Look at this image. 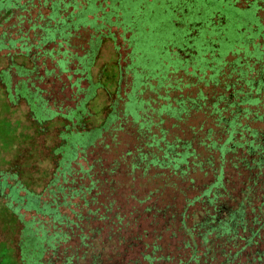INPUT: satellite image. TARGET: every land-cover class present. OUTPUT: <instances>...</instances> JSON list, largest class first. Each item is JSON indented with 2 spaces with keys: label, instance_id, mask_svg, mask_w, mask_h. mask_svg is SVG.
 I'll return each mask as SVG.
<instances>
[{
  "label": "trees",
  "instance_id": "trees-1",
  "mask_svg": "<svg viewBox=\"0 0 264 264\" xmlns=\"http://www.w3.org/2000/svg\"><path fill=\"white\" fill-rule=\"evenodd\" d=\"M29 1L0 11L5 22L18 13L12 40H21L8 46L7 56L13 51L33 63L13 70L24 77L23 97L38 99L37 125L62 126L49 150L52 168L37 189L20 181L30 169L23 161L9 187L17 190L16 201L0 191L9 216L4 226L18 230V264H264V64L258 80L227 87L237 98L200 100L156 94L159 87L168 93L188 84L176 79L173 88L168 75L182 67L168 60V50L160 60L144 57L142 67L132 60L131 97L106 98V113L92 126L96 114L88 105L97 89L109 90V64L92 79L101 45L116 41L110 30L116 26L127 46L138 47L136 37L124 34L139 15L129 11L128 0ZM256 4L264 10V0ZM261 44H255L256 63ZM115 67L114 87L122 79ZM10 69L0 70L3 77ZM61 74L73 102L64 112L37 86ZM147 86L156 96L136 98ZM1 250L5 264H17L10 246L0 244Z\"/></svg>",
  "mask_w": 264,
  "mask_h": 264
},
{
  "label": "rangeland",
  "instance_id": "rangeland-1",
  "mask_svg": "<svg viewBox=\"0 0 264 264\" xmlns=\"http://www.w3.org/2000/svg\"><path fill=\"white\" fill-rule=\"evenodd\" d=\"M24 0H2L0 2V11H5L11 8H16L15 6H18V8L23 9L24 6H28V4L31 5V2L24 1ZM144 0H137L136 3L129 6L132 7L130 10L131 13H139V4L142 3ZM166 1V0H165ZM175 3L180 2L181 0H173ZM197 3L196 7V14L201 11L202 9H207V13L204 15L206 17L211 16V13L221 11L225 13L227 20H229L230 24V43H226L222 45V50L225 53H228L229 51H232L235 49L236 46H241L245 53H252L247 50V46L245 44V41L247 39L248 34H252L254 29L253 27H256V32L254 33L255 38L259 37L260 34H264V10L259 11L260 18L253 17L249 22H246L243 18V15L245 14V10L243 9H236L232 7V4H224L223 2H219L217 0H194ZM117 4V3H116ZM243 3H239L238 6H242ZM137 6V9H136ZM148 11L145 13L146 20H143V28H148L149 33L145 37V31H141L138 35L139 39L142 38L144 41V44H140L139 47L142 49L144 54H147L148 56H151L153 60L161 58L159 54H161L162 50H174L175 44L172 45L169 43V41H166L168 38L171 39L172 34H174V31H172L171 26L169 28H165L166 21L171 22V20L174 19L173 13L169 12L167 6L164 4L162 6L157 5V0H155L153 3L148 4ZM168 11L167 15H164L163 11ZM128 13L130 15V12H128L125 9V13ZM150 12H155L154 15H152L153 20L147 16ZM126 13V14H127ZM18 13L15 11L13 16L10 17L8 21H3V18L0 16V70H6L10 69L12 73V81L11 84L6 87L2 86L0 84V170L2 172H7L11 168V164L13 163H22L23 161H26L30 169L27 174L20 175L19 179L22 183H26L28 187L32 190H36V183L38 182L40 178L42 179L44 176H46V173L52 168L50 158H49V150L50 148H53L58 143L57 139V133L58 130L61 128L62 123L56 122L53 125V122H45L40 127L37 125V122L35 120V115L28 111V108L25 107L22 103V100L20 98L18 99V103L15 102V93H14V84L18 81V74H15L16 72L13 70L15 68L16 70L20 71L22 68L23 71L27 68H32L33 63L31 60H28L26 58L12 55L13 51H10V55L7 56L6 50H8V46H15L17 42L20 40H12L13 34H15L16 27H12V25L16 24V15ZM114 20V19H113ZM80 21H83L81 19ZM200 21L198 17H194L193 22ZM223 21V20H221ZM12 27V28H11ZM23 30L27 29V24L24 23L21 26H19ZM136 27V24H135ZM111 32L115 33H121V28H118L116 26H112L110 28ZM16 32L19 33V30ZM129 33H125L124 37H127ZM117 39L115 44L119 45L121 48L118 51L120 54L119 57V65L121 67V77L122 80H120L119 84L115 87L119 89V93L122 94L124 89L129 88L133 83L132 76L133 74L130 73L128 70L124 71V67L126 64H129L130 61L126 57V53L129 52V49L127 47V43L123 42V39L117 35H114ZM33 40V38H31ZM104 43L101 45L100 48V60L99 64H97L94 68H92V79L95 81L97 79V75L99 73L100 68L102 65L109 64L108 69L109 74L111 75L108 78V82L105 81L104 84L109 88L111 91L115 83V69L114 66L112 68L111 63L113 64L114 61L117 59V55L114 54L113 50V44L111 42L103 41ZM263 43L262 39H259L256 41V43ZM237 43V45H236ZM77 40L73 39L71 41V45H76ZM166 44V46H165ZM200 45H203L204 43H199ZM199 46V45H198ZM165 47V48H164ZM174 47V48H173ZM17 52V51H16ZM254 57L257 58V56L260 55L258 51L253 52ZM251 57V56H250ZM237 58L240 59L242 62H246L247 58L242 57V55L238 54V56L234 57L231 55H228L225 57V60L228 62H236ZM211 57L209 54H206V60L210 62ZM150 60H146L145 63L150 64ZM260 62L256 63L253 67L257 70H261V66L264 64V51L263 55L259 59ZM177 65H181L179 61H176ZM206 61H202V66L197 67L199 71H196L195 76L192 75V70L190 67L188 68H180L176 73L173 75H168L169 81L174 82L176 79H180L181 82L188 81L192 84H195V86H189L182 88L181 91L177 89H168V93H164V89L162 87H159L156 90L157 95H167L170 98H199L201 100V96H207V98H211L215 93H218V87L214 86V83H208L205 85L204 82L199 81L200 77L207 78L209 72L208 69L205 67ZM142 65V63H141ZM175 65V64H174ZM210 66L213 64L210 63ZM101 66V67H100ZM140 66V65H139ZM53 67V62L47 61L46 62V68L51 69ZM154 69H157V65H153ZM164 67V66H163ZM172 69V67H170ZM43 67L39 65L38 63V72L43 74ZM139 69V68H138ZM165 69V68H164ZM207 69V70H205ZM186 71V73H185ZM254 76V74H252ZM213 77H210L212 79ZM5 80V78H4ZM149 84L153 85L154 90L156 88V81L154 80H147ZM111 82V84H110ZM113 82V84H112ZM146 82V81H144ZM7 84V83H6ZM66 79L63 74L59 76V78L51 79L48 78L44 82H37L38 88L40 90L45 91L43 96L46 99H49V105H52L53 100H57L58 105L61 103L62 111L64 112L67 108V106H72L73 102L71 99H68L69 89L66 86ZM127 84V87L125 86ZM167 84V83H165ZM164 84V85H165ZM86 83L84 84V86ZM111 85V87H110ZM176 85H178V82H176ZM175 87V83H173V88ZM181 88V86H180ZM33 90V89H32ZM142 90V89H141ZM154 90H150L147 86L140 94H138L139 98H149L156 96L154 93ZM16 92V91H15ZM20 94L21 96L25 95L24 90L17 91L16 94ZM38 93H40L38 91ZM9 94V95H7ZM103 92L102 90H96V97L93 98L88 105V108L91 113L96 114V117H93L91 120V125L95 126L98 125L103 117V115L106 113V111H103V108H106V98H103L102 96ZM80 97L79 95H77ZM50 97V98H47ZM75 98V95L73 96ZM18 98V96L16 97ZM67 99V100H66ZM9 103V105L7 104ZM107 110V109H106ZM98 113V114H97ZM99 113H101L99 115ZM168 124H166V127ZM32 151L31 154H28V151ZM19 155L23 158H19ZM6 186H4L5 188ZM3 188V189H4ZM0 191H2V186L0 184ZM11 199L13 201H16L17 199V190L14 188L12 189L10 193ZM8 215L4 211L3 205L0 203V233L4 228H6L4 225V220H6ZM29 218V215L27 214L25 219L27 220ZM4 226V228H3ZM4 236L2 237L0 235V241L3 240ZM4 251H0V264L4 263Z\"/></svg>",
  "mask_w": 264,
  "mask_h": 264
},
{
  "label": "flooded vegetation",
  "instance_id": "flooded-vegetation-1",
  "mask_svg": "<svg viewBox=\"0 0 264 264\" xmlns=\"http://www.w3.org/2000/svg\"><path fill=\"white\" fill-rule=\"evenodd\" d=\"M129 4H133L137 2V0H128ZM155 0H144L142 1L141 4H139V22L137 24L136 22V27L134 28L133 31H129V35L126 37L127 39H130L132 37H136V42L138 43V47L133 48L130 46H127L129 49V52L126 53V55H130L131 60L129 64H126V66L123 68L124 71L128 70L129 67L132 65V60L135 62H140L139 65H141L142 61L141 59L146 58L148 55L144 54L142 49L139 47L140 44H144V41L139 39V33L141 31H145V37L149 33L148 28H143V20H146V15L145 13L148 11V4L153 3ZM219 2H223L224 4H232V7L236 9H243L245 10V14L243 15V18L246 22H249L253 17L260 18L259 16V11H261L260 5L258 6L256 3L259 0H217ZM243 3L242 6H238L239 3ZM167 6L169 12L173 13L174 19L171 20V22L166 21V26L165 28H169L171 26L172 31H174V34H172L171 39L168 38L166 41H169L170 44L176 45L174 50L168 51L167 58L168 60L172 63L173 61H179L181 64V67L183 68H191L192 75L195 76L196 71H199L197 67L202 66V61H206L205 67L208 69V76L207 78L205 77H200L199 81L204 82L205 85L208 83H214L216 87H218V93H215L211 98H237L233 94H230L232 90H227L228 86H233L239 85L241 81H248V79L252 78L253 80L260 77L259 70L255 69L253 66L256 64V61L258 57H254L253 52H256L255 49V44L256 41L259 39L263 40V34L257 38H255L254 33L256 30L254 29L252 34H248L247 39L245 41L246 48L249 50V52L252 53H245V50L241 46H236L235 49L232 51H229L228 53H225L222 50V45L226 43H230L229 35H230V24L229 20H227V17L225 13L218 11V12H213L211 13V16L206 17L204 14L207 13V9H202L196 14V5L197 3L194 0H181L180 2L175 3L173 0H157V5L162 6V5ZM130 7L129 11L132 9ZM164 15H167L168 11H163ZM155 12H150L147 14L149 18L154 15ZM194 17H198L200 21L193 22ZM153 20V17L151 18ZM223 20V21H221ZM117 36L121 37L120 33H116ZM136 35V36H135ZM122 38V37H121ZM123 39V38H122ZM125 39V38H124ZM123 39V41H124ZM117 40V39H116ZM116 42V41H115ZM115 42H113V50L114 54L117 55L116 63L117 66L115 67L114 64L113 66L119 70H121V67L119 65V57L120 54L118 51L120 50V46L116 45ZM264 42V40H263ZM199 43H204L203 45H200ZM261 44V43H260ZM199 45V46H198ZM237 45V43H236ZM263 45V43L261 44ZM206 54H209L211 57L210 62L206 60ZM238 54L242 55V57L247 58L246 62H228L225 60V57L228 55H231L234 57L238 56ZM251 56V57H250ZM212 63L213 65L210 66L209 64ZM142 67V66H140ZM105 70H108L107 68H104ZM205 69V70H207ZM110 71V70H108ZM186 73V71H185ZM4 73L0 72V84L2 86H6L7 82L12 81V73H8L5 77H3ZM254 74V76H252ZM110 75V74H109ZM264 77V74H262ZM261 75V78H262ZM111 76V75H110ZM18 81L14 84V89L15 91H18L22 89V82H24V77L17 76ZM210 77H213L210 79ZM5 78V80H4ZM119 80H122L119 77ZM263 81V78H262ZM242 83V82H241ZM262 83V82H261ZM111 84V82H110ZM113 84V82H112ZM116 83H114L115 85ZM257 84V83H256ZM263 85V83H262ZM127 87V84L125 85ZM189 86H195V84H192L188 82L187 87ZM111 87V85H110ZM255 87H258V85H255ZM113 88H110L112 90ZM263 89V88H262ZM119 90V89H118ZM130 90L131 86L127 89H124L122 94L117 91L115 94L111 95L109 94V90L107 91H102L103 98H130ZM235 92H239V90H236ZM224 93H229L228 95ZM16 94V93H15ZM226 95V96H225ZM18 96V98H16ZM24 96V95H23ZM21 96L19 93L15 95V102L18 103V99L22 100V103L25 107L28 108V111L31 113H34L35 107L38 99L36 98H25ZM31 97V96H30ZM94 98L96 97V94L93 96ZM83 98V95L81 96ZM139 98V97H136ZM197 98V97H196ZM32 104V105H31ZM32 106L34 108H32ZM36 115V114H35ZM32 151H28V154H31ZM19 164L13 163L11 164L10 170L7 172H2L0 170V184L2 186V191L5 194L9 193V187H13V180L11 181L13 175L18 172ZM6 186V189L4 188ZM4 188V189H3ZM6 220H9V216L6 217ZM4 220V222H6ZM6 228L2 230L0 235L4 238L3 240L0 241V244H5L6 246H10L12 250V255L15 263L18 264V251H17V245L18 243V230L16 231V226L13 225L10 226V224H7Z\"/></svg>",
  "mask_w": 264,
  "mask_h": 264
}]
</instances>
